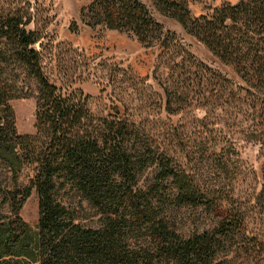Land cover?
I'll return each mask as SVG.
<instances>
[{
    "label": "trees",
    "instance_id": "1",
    "mask_svg": "<svg viewBox=\"0 0 264 264\" xmlns=\"http://www.w3.org/2000/svg\"><path fill=\"white\" fill-rule=\"evenodd\" d=\"M150 1L153 11L140 0H91L79 19L156 48L153 75L175 119L155 132L117 104L93 112L90 94L68 81L74 74H48L56 54L29 2L0 0V264H264V234L249 225V212L264 209V0L198 16L187 0ZM32 95L34 132L20 134L10 102ZM192 106L202 112L195 133L179 123ZM240 142L262 160L260 188L245 198L232 184ZM33 190L35 237L20 215ZM84 202L97 225L79 221ZM183 209H200L208 226L186 232Z\"/></svg>",
    "mask_w": 264,
    "mask_h": 264
},
{
    "label": "rangeland",
    "instance_id": "2",
    "mask_svg": "<svg viewBox=\"0 0 264 264\" xmlns=\"http://www.w3.org/2000/svg\"><path fill=\"white\" fill-rule=\"evenodd\" d=\"M31 10L36 13L37 27L46 35V47L55 53V59L47 62L45 70L57 76L65 73L72 78L68 81L73 87H81L90 94V106L96 114H107L116 104L125 116L135 122L142 120L153 132L170 126L172 117L163 109L165 98L164 85L158 83L153 75L157 50L147 47L132 35L117 30L90 28L80 22L79 11L91 0H26ZM154 10L150 0H140ZM237 0H187L191 13L195 16L205 13L209 8L223 2L235 3ZM157 17L156 13H154ZM166 27L174 29L189 45L191 52L202 62L211 67H218L217 62L199 43L186 37L182 30L170 23ZM86 77H78L79 72ZM84 73V74H85ZM80 78V79H79ZM56 80V77H55ZM57 83L60 82L56 80ZM15 111V124L18 133L34 132V95L14 99L10 102ZM197 104V103H196ZM200 107L192 106L188 114L181 117L179 123L185 129L196 132L198 122L193 118H201ZM197 135V133L195 134ZM240 175L232 180L234 192L245 198L255 194L260 188V165L257 146L239 143ZM209 167V166H208ZM207 169H210L208 168ZM5 172V171H4ZM214 177V173L210 172ZM226 179H223L225 181ZM225 182H228L226 180ZM229 193V192H228ZM232 193V191H230ZM84 208L78 210L82 224L97 225L98 216L85 202ZM184 230L192 231L195 227L203 228L209 219L205 213L183 209ZM192 213V214H191ZM250 213V229L254 233L264 234V209ZM20 215L27 223L32 237L37 233V196L35 191L26 199ZM195 215V216H194ZM195 218H199L195 220ZM203 218V219H202ZM195 221V225L194 224ZM249 233H252L251 231ZM35 264V263H34Z\"/></svg>",
    "mask_w": 264,
    "mask_h": 264
}]
</instances>
